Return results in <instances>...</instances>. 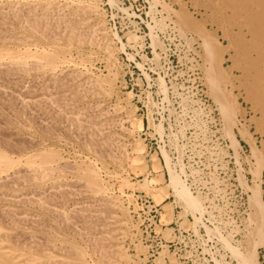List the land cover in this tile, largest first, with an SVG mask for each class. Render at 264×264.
<instances>
[{"label": "rangeland", "instance_id": "1", "mask_svg": "<svg viewBox=\"0 0 264 264\" xmlns=\"http://www.w3.org/2000/svg\"><path fill=\"white\" fill-rule=\"evenodd\" d=\"M180 10L202 23L208 14L190 0H0V18L11 17L0 19V52L59 57L53 67L29 59L0 67V153L17 165L0 174V225L15 233L16 248L67 264L76 252L83 264H238L232 249L246 253L251 189L260 185L264 201L263 160L260 181L253 172L252 146L264 159L260 115L237 97L234 146L205 80L201 42L173 14ZM49 152L57 160L39 171ZM171 172L196 209L177 196ZM257 260L264 264V244Z\"/></svg>", "mask_w": 264, "mask_h": 264}, {"label": "bare ground", "instance_id": "2", "mask_svg": "<svg viewBox=\"0 0 264 264\" xmlns=\"http://www.w3.org/2000/svg\"><path fill=\"white\" fill-rule=\"evenodd\" d=\"M7 1V0H6ZM14 1V0H13ZM80 1V0H79ZM90 1V0H89ZM192 5L198 10L202 9L207 11V16L203 18L204 23L199 22L197 19L193 17L192 14L187 11L180 10L178 12H174L176 19L179 22V25L182 26L185 31H188L194 34L197 38L198 42H201V48L203 50V59H204V74L205 80L209 87L211 97L216 101L219 111L222 114V119L226 123L225 127H227V133L230 136L232 143L234 146L237 145V140L232 132L233 128L237 124V114L239 109L236 104L237 97H241V95L245 96V100H247L252 107V110L258 113L260 118L257 120L258 127L264 131V0H190ZM9 2V1H8ZM30 2V1H29ZM52 2V1H51ZM155 2V0H154ZM156 4V3H155ZM56 6V5H55ZM96 6V5H95ZM183 7V6H182ZM181 7V8H182ZM17 8V7H16ZM2 9V8H1ZM6 9V8H5ZM20 9V8H19ZM56 9V8H55ZM83 9V8H82ZM183 9V8H182ZM7 10V9H6ZM17 9H15L16 11ZM29 11L31 9H28ZM94 10V9H93ZM172 11V9H170ZM15 18H19L18 11L15 12ZM21 10H19L20 12ZM169 11V10H168ZM13 12V9H12ZM26 12V11H25ZM81 12V11H80ZM97 12V11H96ZM198 13V11H196ZM201 12V11H200ZM203 12V11H202ZM10 13V12H9ZM8 13V14H9ZM28 13V12H27ZM26 13V14H27ZM32 12H30L31 14ZM72 13V12H71ZM85 13V12H84ZM2 14V13H1ZM57 14V13H56ZM199 14V13H198ZM3 15V14H2ZM40 15V14H39ZM38 15V16H39ZM4 16V15H3ZM26 16V15H25ZM37 16V15H36ZM43 16V15H42ZM50 16V15H49ZM72 16V15H71ZM196 16V15H195ZM9 17V16H8ZM23 17V16H22ZM40 17V16H39ZM54 17V16H53ZM69 17V16H68ZM7 18V15L6 17ZM5 18H0L2 21H8ZM25 18V17H24ZM52 18V17H51ZM62 18V17H61ZM20 19V18H19ZM18 19V21H19ZM28 19V18H27ZM33 21V18H31ZM71 19V18H70ZM43 20V19H42ZM45 20V19H44ZM37 21V20H36ZM73 21V20H72ZM21 22V21H20ZM28 22V21H27ZM39 22V23H38ZM71 22V20H70ZM74 22V21H73ZM14 23V22H13ZM77 23V22H76ZM210 23L211 29L207 28V24ZM16 24V23H15ZM43 24V23H42ZM40 21L35 23V26L42 25ZM45 24V22H44ZM3 25V24H1ZM25 25V24H24ZM54 25V24H53ZM207 25V26H206ZM20 26V25H19ZM22 26V25H21ZM34 26V27H35ZM47 26V24H46ZM3 27V26H2ZM9 27V26H8ZM33 27V26H32ZM35 27V28H36ZM43 27V26H42ZM46 28V27H45ZM179 28V27H178ZM9 29V28H8ZM29 29V28H28ZM31 29V28H30ZM29 29V30H30ZM34 29V28H32ZM44 29V28H43ZM49 29V27H48ZM74 29V28H73ZM58 30V29H57ZM36 30H34L35 32ZM50 31V30H49ZM103 31V30H102ZM43 32V30H42ZM45 32V30H44ZM70 32V31H69ZM79 33V32H78ZM82 33V32H81ZM85 33V32H84ZM183 33V31H182ZM189 33V34H190ZM221 33V34H220ZM46 34V32H45ZM71 34V33H70ZM75 34V33H74ZM49 35V34H47ZM9 36V35H8ZM43 36V35H42ZM69 40L73 38V34L69 35ZM77 36V35H76ZM67 37V36H66ZM25 38V37H24ZM52 38V36H51ZM68 38V37H67ZM11 39V38H10ZM13 39H15L13 37ZM21 39V37H20ZM29 39V38H28ZM222 41H226L227 45H224ZM68 41V40H67ZM24 42V41H23ZM33 43V42H32ZM81 44V43H80ZM28 45V44H27ZM25 46V45H24ZM81 51V50H80ZM102 51V50H101ZM70 54V53H69ZM102 54V53H101ZM23 55V54H22ZM24 57L15 56L13 53L0 52V67L4 66H12V65H25L26 61L34 60V64L36 66L44 63L46 66L53 67L57 61V56H54L52 53H42L39 57L33 56L31 54H25ZM231 61V65L229 67H225L227 60ZM44 60V61H43ZM85 60V59H84ZM75 65V64H74ZM26 66V65H25ZM35 66V67H36ZM85 66V65H84ZM45 67V66H44ZM67 68V67H66ZM13 69V68H12ZM27 69V68H26ZM2 70V69H1ZM63 70V69H62ZM27 71V70H26ZM30 71V70H29ZM80 72V71H79ZM60 73V72H59ZM240 74L239 76L237 74ZM1 75V73H0ZM10 75V74H9ZM57 75V74H55ZM4 76V75H3ZM39 77V76H38ZM54 77V76H53ZM2 78V77H1ZM16 78V76H15ZM14 78V80H15ZM18 78V77H17ZM40 78V77H39ZM20 79V78H19ZM7 80V79H5ZM28 80V78H27ZM26 80V81H27ZM41 80V79H39ZM68 80V79H67ZM37 81V80H36ZM36 81H34L36 83ZM50 81V80H49ZM88 81V79H87ZM51 82V81H50ZM73 82V81H72ZM1 83V82H0ZM32 83V82H31ZM63 83V82H62ZM33 84V83H32ZM51 84V83H50ZM89 84V83H88ZM20 85V84H19ZM59 85V84H58ZM57 86V85H56ZM65 86V85H64ZM82 86V85H81ZM1 87V86H0ZM19 87V86H18ZM26 87V85H25ZM48 87V86H47ZM51 87V86H50ZM61 87V86H60ZM12 88V87H11ZM24 88V87H23ZM31 88V87H30ZM46 88V87H45ZM85 88V87H84ZM2 88H0L1 90ZM35 89V88H34ZM52 89V88H51ZM16 90V89H15ZM32 90V89H31ZM60 90V89H59ZM69 90V89H68ZM86 90V89H85ZM89 90V89H88ZM3 92V90H1ZM5 91V90H4ZM8 91V90H7ZM14 91V89L12 90ZM18 91V90H17ZM16 91V92H17ZM46 91V90H45ZM235 91H238V96L235 95ZM1 92V93H2ZM21 91H19L20 93ZM53 92V91H52ZM58 92V91H57ZM56 92V93H57ZM61 92V91H60ZM63 92V91H62ZM5 93V92H4ZM75 93V91H74ZM9 94V92L7 93ZM15 94V93H14ZM23 94V93H22ZM32 94V93H31ZM35 94H37L35 92ZM61 94V93H60ZM73 94V93H72ZM76 94V93H75ZM74 94V95H75ZM13 95V92H12ZM17 95V94H15ZM40 95V94H39ZM48 95V94H47ZM57 95V94H55ZM69 95V94H67ZM36 96V95H35ZM46 96V95H45ZM49 96V95H48ZM58 96V95H57ZM19 97V96H18ZM33 97V96H32ZM75 97V96H74ZM4 98V97H3ZM14 98V97H12ZM41 98V97H40ZM70 98V97H69ZM73 98V97H72ZM19 99V98H18ZM76 99V98H75ZM21 100V98H20ZM72 100V99H71ZM17 101V100H16ZM28 101V100H27ZM36 101V100H35ZM74 101V100H73ZM72 101V102H73ZM79 101V100H78ZM14 102V100H13ZM19 102V101H18ZM47 102V101H46ZM77 102V101H76ZM10 103V102H9ZM22 103H24L22 101ZM26 103V102H25ZM24 103V105H25ZM32 103V102H31ZM35 103V102H34ZM50 103V102H49ZM60 104V103H59ZM58 104V105H59ZM37 105V103H36ZM39 105V104H38ZM27 106V105H26ZM30 106V105H29ZM55 106V105H54ZM62 107V106H61ZM67 108V105H66ZM30 109V108H29ZM34 109V107H33ZM55 109V108H54ZM62 109V108H61ZM36 110V109H34ZM83 110V109H82ZM28 111V110H27ZM39 112V111H38ZM52 112V111H51ZM42 113V112H40ZM53 114V113H52ZM8 115V114H7ZM6 115V116H7ZM56 115V114H55ZM63 115V114H62ZM65 115V114H64ZM68 115V114H67ZM10 116V115H8ZM12 116V115H11ZM10 116V117H11ZM34 116V115H33ZM27 117V116H26ZM32 117V116H31ZM30 117V118H31ZM54 117V116H53ZM56 117V116H55ZM12 118V117H11ZM47 118V117H46ZM58 118V117H57ZM255 118V117H254ZM257 118V117H256ZM55 119V118H54ZM17 120V119H16ZM38 120V119H37ZM36 120V121H37ZM80 120V119H79ZM13 121V120H12ZM32 121V120H31ZM65 121V120H64ZM77 121V120H76ZM82 121V120H81ZM24 122V121H22ZM70 122V121H69ZM4 123V122H3ZM46 123V122H45ZM38 124V123H37ZM47 124V123H46ZM50 124V123H49ZM65 124V123H64ZM83 124V123H82ZM1 125H3L1 123ZM8 125V124H7ZM36 125V124H35ZM74 125V124H73ZM224 125V124H223ZM93 126V124H92ZM87 127V125H86ZM94 127V126H93ZM237 127V126H236ZM43 128V126H42ZM46 128V127H44ZM80 128V127H79ZM95 128V127H94ZM51 129V128H50ZM57 129V128H56ZM42 130V129H41ZM40 130V131H41ZM52 130V129H51ZM72 130V129H71ZM97 131V130H96ZM5 132V130H4ZM10 132V131H9ZM16 132V131H14ZM18 132V131H17ZM43 132V131H41ZM70 132V131H69ZM243 132V130H242ZM240 133L244 136L246 132ZM45 133V132H44ZM58 133V132H57ZM75 133V132H74ZM82 133V132H81ZM80 133V134H81ZM88 133V132H87ZM239 133V134H240ZM1 134V133H0ZM3 134V133H2ZM15 134V133H14ZM13 134V135H14ZM12 135V134H11ZM56 135V134H55ZM60 135V134H59ZM2 136V135H0ZM6 136V135H5ZM53 136V135H52ZM58 136V135H56ZM17 137V136H16ZM22 137V136H20ZM19 137V138H20ZM77 137V136H76ZM87 137V136H86ZM106 137V136H105ZM247 137V136H245ZM244 137V138H245ZM3 137H1L2 139ZM6 138V137H5ZM27 138V137H26ZM82 138V137H81ZM4 139V138H3ZM2 139V140H3ZM9 139V138H8ZM16 139V138H14ZM25 139V138H23ZM248 140L251 138H247ZM246 139V140H247ZM1 140V141H2ZM7 140V139H5ZM10 140V139H9ZM8 140V141H9ZM17 140V139H16ZM26 140V139H25ZM87 140V139H86ZM92 140V139H91ZM101 140V138H100ZM247 140V141H248ZM12 141V140H11ZM9 141V142H11ZM18 141V140H17ZM84 141V139H83ZM7 142V141H6ZM6 142H2L6 144ZM16 142V141H15ZM28 142V141H27ZM37 142V140H36ZM40 142V141H39ZM93 142V141H92ZM102 142V141H101ZM249 142V141H248ZM13 143V141H12ZM26 143V142H25ZM83 143V142H82ZM252 143V142H251ZM254 143V142H253ZM252 143V145H254ZM10 144V143H8ZM33 144V143H32ZM37 144V143H36ZM43 144V143H42ZM61 144V143H60ZM103 144V143H102ZM18 145V144H17ZM101 145V144H100ZM14 146V144H13ZM89 146V145H88ZM233 146V145H232ZM15 147V146H14ZM19 147V146H18ZM255 147V146H254ZM253 149V156L256 159V167L254 168V177L260 181L261 178V167L260 162L262 159L257 152V148ZM40 148V147H39ZM22 149V147H21ZM111 149V148H110ZM10 150V149H6ZM89 150V149H88ZM96 150V149H95ZM94 150V152H96ZM98 150V149H97ZM16 151V150H15ZM99 151V150H98ZM11 152V151H10ZM90 152V151H89ZM17 153V152H16ZM98 153V152H97ZM29 156V155H28ZM99 156V155H98ZM114 159V158H113ZM166 159V158H165ZM40 160V161H39ZM38 162L40 164L37 165V169L39 171H46L49 169L48 165L50 163H54L57 160L56 155L53 153H45L40 156ZM34 162V161H32ZM30 163L31 167L34 168V163ZM117 162V161H116ZM27 163V162H26ZM67 165V163H65ZM71 164V163H70ZM16 165L14 161L9 159L6 155L0 153V174L7 172L10 169H13ZM62 167V165H60ZM69 166V165H68ZM262 166V165H261ZM71 167V166H70ZM51 168V167H50ZM69 168V167H68ZM69 170V169H68ZM29 171V170H27ZM59 171V170H58ZM31 172V171H30ZM29 172V173H30ZM37 172V171H36ZM53 172V171H52ZM75 172V170H74ZM8 173V172H7ZM20 173V172H19ZM16 174V173H15ZM32 174V173H31ZM42 174V173H41ZM57 175V174H56ZM17 176V175H14ZM8 177V176H7ZM85 183L88 187L93 190H97L98 182L97 176L94 171L86 170L83 174ZM6 178V177H5ZM9 178V177H8ZM15 178V177H14ZM172 183H174V191H176L177 196H179L183 202L187 204V206L194 210L196 209L194 206L193 198L190 196L188 190L185 186L179 181L177 175H174L171 172ZM15 180V179H14ZM20 180V179H19ZM256 180V179H255ZM3 181V180H2ZM7 181V180H6ZM5 182V181H4ZM26 182V181H25ZM9 183V180L8 182ZM13 183V182H12ZM70 184V183H69ZM14 185V184H13ZM256 185V183H255ZM16 186V185H15ZM67 186V185H66ZM69 186V185H68ZM260 185L251 189L250 201L252 205V210L254 209V213L252 219L248 222L253 223L254 227L252 229L251 235L252 240L249 244V248L246 253H241L236 249H232L233 256L238 261V264H258L257 260V248L259 245L264 244V201L261 198V190ZM62 187V186H61ZM63 188V187H62ZM73 188V187H72ZM77 188V187H76ZM79 188V187H78ZM70 189V188H69ZM41 190V189H40ZM70 191V190H69ZM68 192V191H67ZM76 192V191H74ZM80 192V191H79ZM31 193V192H30ZM46 193V192H45ZM59 193V192H58ZM3 194V193H1ZM22 194V193H21ZM50 194V193H49ZM56 194V193H55ZM81 194V193H80ZM79 194V195H80ZM28 195V194H27ZM26 195V196H27ZM25 197V195H23ZM31 196V195H30ZM54 196V195H53ZM17 197V196H16ZM15 197V198H16ZM42 197V196H41ZM3 198V197H2ZM7 198V197H6ZM13 197H11L12 199ZM33 198V197H32ZM37 199V197H34ZM50 198V197H49ZM67 198V197H65ZM4 199V198H3ZM14 199V198H13ZM19 199V198H18ZM28 199V198H27ZM48 199V198H47ZM7 200V199H5ZM31 200V199H29ZM42 201L39 199L38 201ZM20 201V200H19ZM27 201V200H26ZM40 201V203H42ZM46 201V200H45ZM57 201V200H56ZM108 201V200H107ZM13 202V201H12ZM30 202V201H29ZM85 202V201H84ZM17 203V202H16ZM15 203V204H16ZM39 203V202H38ZM47 203V202H46ZM45 203V204H46ZM51 203V202H50ZM77 203V202H76ZM106 203V201L104 202ZM28 204V203H27ZM88 204V202L86 203ZM44 205V203H43ZM47 205V204H46ZM71 205V203H70ZM91 205V204H90ZM49 206V205H47ZM65 206V205H64ZM87 206V205H86ZM59 207V206H58ZM69 207V206H68ZM102 207V205H101ZM42 208V207H41ZM40 208V209H41ZM52 208V207H51ZM48 209V208H47ZM68 209V208H67ZM75 209V208H74ZM69 210V209H68ZM1 211V210H0ZM3 211V210H2ZM1 211V212H2ZM196 211V210H195ZM12 212V211H11ZM54 212V211H53ZM62 212V211H60ZM58 211V215H60ZM84 212V211H82ZM106 212V211H105ZM251 212V211H250ZM18 213V212H17ZM72 213V212H71ZM74 213V212H73ZM90 213V212H89ZM98 213V212H97ZM7 214L10 213L8 212ZM13 214V213H11ZM20 214V213H19ZM24 214V211H23ZM56 214V215H57ZM86 214V213H85ZM94 214V213H93ZM96 214V213H95ZM103 214V213H102ZM249 214V213H248ZM28 215V214H27ZM31 215V214H30ZM29 215V216H30ZM55 215V218H56ZM57 215V216H58ZM66 215V214H65ZM70 215V213H69ZM252 215V214H251ZM2 216V214L0 215ZM6 216V215H3ZM16 216V215H14ZM19 216V215H18ZM21 216V215H20ZM104 216V215H103ZM65 217V216H63ZM93 217V216H91ZM20 218V217H19ZM31 218V216L29 217ZM28 218V219H29ZM36 218V217H34ZM41 218V217H40ZM105 218V217H104ZM115 218V217H114ZM2 219V218H1ZM38 219V218H37ZM42 219V218H41ZM68 219V218H65ZM64 219V220H65ZM88 219V218H87ZM3 220V219H2ZM9 220L7 219V222ZM41 221V220H40ZM2 222H5L4 220ZM27 222V221H26ZM67 222V220L65 221ZM69 222V221H68ZM12 223V222H11ZM10 223V224H11ZM17 222H13L15 224ZM33 223V222H32ZM36 223V222H35ZM246 223V222H245ZM1 224V223H0ZM4 224V223H3ZM18 224V223H17ZM34 224V223H33ZM72 224L69 222L68 225ZM110 224V223H109ZM107 224V225H109ZM250 224V223H249ZM16 225V224H15ZM42 225V224H41ZM89 225V224H88ZM23 226V225H22ZM63 226V225H62ZM65 226V225H64ZM84 226L83 224L81 225ZM96 226V225H94ZM103 226V225H102ZM114 226V225H113ZM250 226V225H249ZM39 227V225H38ZM49 227V226H48ZM72 227V225H71ZM70 227V228H71ZM78 227V226H76ZM75 227V229H76ZM90 227V226H89ZM98 227V226H97ZM107 227V226H106ZM247 227V226H246ZM66 228V227H65ZM69 228V229H70ZM81 228V227H80ZM84 228V227H83ZM100 228V227H99ZM51 229V228H49ZM88 229V228H87ZM95 229V228H94ZM251 229V228H250ZM47 230V229H46ZM90 230V229H89ZM244 230V229H243ZM79 231V230H78ZM77 231V232H78ZM112 232V231H111ZM113 233V232H112ZM14 234V235H13ZM8 233L5 231L0 225V264H65V261H53L46 256H43L42 252L37 256L32 254L29 249L28 251L25 249L16 248L15 241L13 240V236L16 237L15 233ZM121 234V233H120ZM244 234V233H243ZM13 235V236H12ZM25 235V234H24ZM79 235V234H78ZM88 235V234H87ZM90 235V234H89ZM250 235V236H251ZM27 237V236H26ZM35 237V236H34ZM85 237V236H84ZM97 237V236H96ZM100 237V235H99ZM110 237V236H109ZM121 237V236H120ZM17 238V237H16ZM20 238V237H19ZM42 238V237H41ZM111 238V237H110ZM114 238V237H113ZM117 238V237H116ZM246 238V237H245ZM25 239V238H24ZM32 239V237H31ZM98 239V238H96ZM21 240V238H20ZM35 240V239H34ZM91 240V239H90ZM249 240V241H250ZM17 241V240H16ZM23 242V239L21 240ZM27 241V240H26ZM25 241V242H26ZM39 241V240H37ZM85 241V240H84ZM103 241V240H102ZM14 242V243H13ZM20 242V241H18ZM28 243V241L26 242ZM28 246V244H26ZM95 244V243H94ZM227 244V243H226ZM52 245V244H51ZM21 246V245H20ZM35 247V246H34ZM32 246V249L34 248ZM38 247V246H37ZM230 247V246H229ZM227 247V248H229ZM232 247V246H231ZM24 248V247H23ZM41 248V247H40ZM65 248V247H64ZM94 248V247H93ZM31 249V248H30ZM37 250V249H36ZM99 250V249H97ZM43 251V249H42ZM47 251V250H46ZM94 251V249H93ZM45 252V251H44ZM70 252V251H69ZM38 253V252H37ZM77 259L75 260L76 264H83V256L81 253L76 252ZM99 258V257H98ZM73 262V261H72ZM102 262V261H100ZM71 263V262H70ZM91 263V261H90ZM67 264V262H66ZM69 264V263H68Z\"/></svg>", "mask_w": 264, "mask_h": 264}]
</instances>
